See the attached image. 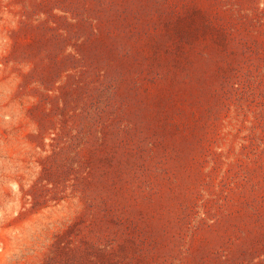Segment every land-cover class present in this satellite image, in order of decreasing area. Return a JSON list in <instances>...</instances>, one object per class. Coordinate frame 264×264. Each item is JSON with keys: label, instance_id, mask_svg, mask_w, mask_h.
<instances>
[{"label": "rangeland", "instance_id": "obj_1", "mask_svg": "<svg viewBox=\"0 0 264 264\" xmlns=\"http://www.w3.org/2000/svg\"><path fill=\"white\" fill-rule=\"evenodd\" d=\"M0 264H264V0H0Z\"/></svg>", "mask_w": 264, "mask_h": 264}]
</instances>
